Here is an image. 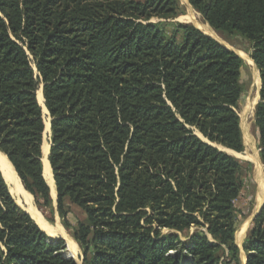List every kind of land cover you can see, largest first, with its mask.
I'll return each instance as SVG.
<instances>
[{"label": "trees", "instance_id": "16d2710c", "mask_svg": "<svg viewBox=\"0 0 264 264\" xmlns=\"http://www.w3.org/2000/svg\"><path fill=\"white\" fill-rule=\"evenodd\" d=\"M188 1L215 32L249 45L240 49L260 71L264 164V0ZM183 9L0 0V151L27 195L51 206L42 87L58 210L65 224L67 204L84 214L72 232L83 264H241L235 202L253 165L217 145L245 151L247 65L193 25L167 29ZM243 247L247 264H264V208ZM65 251L17 206L0 171V264H76Z\"/></svg>", "mask_w": 264, "mask_h": 264}, {"label": "rangeland", "instance_id": "374dc122", "mask_svg": "<svg viewBox=\"0 0 264 264\" xmlns=\"http://www.w3.org/2000/svg\"><path fill=\"white\" fill-rule=\"evenodd\" d=\"M179 2L181 6L184 8L183 13L175 17L174 19H170L168 21L166 20L167 22L166 27H168L167 29L170 30L174 23L193 25L196 28H198L200 31H202L203 33L205 32L206 35H210V37L217 40L224 47L227 46L229 47V49L236 51L237 54L242 55L245 63L247 61L250 64L248 65L246 63L247 66L242 69L241 80L245 87V94H244V99L242 101V105L239 111V114L241 117L243 138H244V143H245V151L240 154L233 153L234 155L237 154V156H234L233 154L226 151L229 149L227 148H225L224 150L221 149L222 151L227 152L228 154L236 157L242 162H249V163H252L253 165L251 171L248 172L245 170L242 173V177L245 183V188L242 190L239 198L235 202L236 208L239 213L237 214L238 219H239V226H238V230L235 235V244L240 249V254H239L240 263L247 264L248 257L244 251L243 245L248 237V233L250 232V229L252 228L253 221L256 219V218L253 219L254 215L259 212L260 207L264 204V164L262 163L260 159V153H259L260 149L258 148V144H259L258 133H257V129L255 126V116H254L255 109H256L255 108L256 103L258 101V96H257L258 88L260 85V79H259L260 77H259L258 69L256 65L253 63L250 54L246 53L243 49H240V47L242 46H246V47L249 46L246 41H243L239 37L228 41L227 37L215 32L211 28V26L207 22H205L202 16L190 5L188 0H179ZM151 21L158 22L160 20L153 19ZM40 92L41 91H39V93ZM39 93H38V96H39ZM47 140L48 139L44 137L43 135V144H45ZM51 143L50 141H48V145ZM217 147L220 149L219 145H217ZM43 174H44V168H43ZM249 191H253L254 192L253 195L249 194ZM51 194L50 196L52 197L51 198L52 204L49 207L39 206L36 203L34 196L32 195L33 196L32 198L28 194L31 199L29 208H30V211L33 208L35 212L38 215H40L43 221L48 223L47 224L48 228H45V229L47 230L46 233L50 239L58 240L59 237H62L64 239L66 251H67V249H69V246L65 240V237L58 235V233L52 235V233L54 232L53 230H57L59 227H62L65 231V234H67L73 239L72 237L73 229L78 225L80 220L84 218V214L77 207L70 206V204H67L66 205L67 210H66V216H65V220L67 221V224H65L58 210V195H56V189H55V193L51 190ZM13 197H14L13 199L15 200V203L17 204V206L23 212L27 213L28 206L26 205L27 203L26 201L28 200L22 197L20 199L19 197L16 196V194L13 195ZM43 221L36 220L35 223L37 222L39 225L46 227ZM73 241L76 243L75 251L74 249L72 250L71 248L70 250L74 255L73 257L76 261V264H83L82 250L80 246L78 245V243L75 240Z\"/></svg>", "mask_w": 264, "mask_h": 264}, {"label": "bare ground", "instance_id": "6f19581e", "mask_svg": "<svg viewBox=\"0 0 264 264\" xmlns=\"http://www.w3.org/2000/svg\"><path fill=\"white\" fill-rule=\"evenodd\" d=\"M38 98H39V102H41V105L43 106L44 111L47 112V110L45 109L44 104H43L44 99H43V95L41 92L39 93ZM49 124L47 122L46 127H48ZM48 152H49V145L47 143H45V146L43 148V163H44V167H45L44 177H45L47 183L49 184L50 189L55 193V185L56 184L54 181V177L52 175L51 167L49 165L50 163H49L48 155H47ZM0 169L2 170L4 178L9 185V189H10L11 193L16 194L22 198H26L28 200V201H26L27 202L26 204L28 206H30V203H31L30 197L25 192L26 190L23 189L24 187H22L21 184L19 183L17 175H16L12 165L8 161L6 155L3 154L1 151H0ZM27 210L33 218L35 217L34 220L36 219L37 221H40V220L43 221V219L40 217V215H38L33 208L31 209V211H30V208H27ZM43 223L46 225V227H43L42 225H39L38 223L37 224L41 227V229H43L44 231H47L45 228H48V225H47L48 223H46L44 221H43ZM53 231L54 232L52 233V235L58 233V235L65 237V240L69 246V250L71 248L72 250L74 249V251H75L76 243L73 241L74 239H72L70 236L65 234V231L62 227H59L57 230H53ZM72 255H73V253H72Z\"/></svg>", "mask_w": 264, "mask_h": 264}, {"label": "crops", "instance_id": "0c3cea01", "mask_svg": "<svg viewBox=\"0 0 264 264\" xmlns=\"http://www.w3.org/2000/svg\"><path fill=\"white\" fill-rule=\"evenodd\" d=\"M227 49H229V47H227V46H225ZM229 50H231V49H229ZM231 51H233L236 55H238L239 57H241L242 59H243V57H242V55H240V54H237L236 53V51H234V50H231ZM252 59V58H251ZM244 60V59H243ZM253 61V60H252ZM254 62V61H253ZM246 63L248 64V65H250L247 61H246ZM255 64V63H254ZM258 69V68H257ZM258 73H259V77H260V72H259V70H258ZM260 79V85H259V88H258V101H257V103H256V106H257V104L260 102V89H261V78H259ZM39 91H41V89L39 90ZM39 91H38V93H39ZM38 93H37V99H38ZM41 93H42V95H43V91H41ZM44 98V97H43ZM39 100V99H38ZM39 103H41V102H39ZM44 104H45V101H44ZM45 107V109L47 110V108H46V106H44ZM256 108V107H255ZM42 111H43V117H44V119H45V135H44V137H46L48 140H47V144H48V141H50V143H51V123H50V116H49V112H48V110H47V112L46 111H44V109H43V106H42ZM239 116H240V114H239ZM255 116V115H254ZM240 119H241V117H240ZM46 120H47V122H48V124H49V126L48 127H46ZM241 129H242V125H241ZM47 130V131H46ZM245 144V143H244ZM44 146H45V144H43V146H42V163H43V148H44ZM50 150H51V147H50V144H49V152H48V160H49V155H50ZM232 151V150H231ZM234 152V151H233ZM235 153H237V152H235ZM259 153H260V151H259ZM238 154V153H237ZM237 154L235 155V156H237ZM240 154V153H239ZM51 167V166H50ZM43 168H44V171H45V167H44V163H43ZM53 172V171H52ZM54 176V175H53ZM45 178V177H44ZM46 180V179H45ZM46 183H47V181H46ZM47 185H48V187H49V189H50V186H49V184L47 183ZM55 187H56V185H55ZM56 189V188H55ZM50 194H51V189H50ZM56 195H57V190H56ZM52 198V197H51ZM254 218V217H253Z\"/></svg>", "mask_w": 264, "mask_h": 264}, {"label": "water", "instance_id": "95a60500", "mask_svg": "<svg viewBox=\"0 0 264 264\" xmlns=\"http://www.w3.org/2000/svg\"><path fill=\"white\" fill-rule=\"evenodd\" d=\"M205 33V32H204ZM206 34V33H205ZM208 36H210V35H208ZM260 72V71H259ZM41 91H42V87H41ZM40 105H41V103H39ZM44 106H45V104H44ZM41 107H42V105H41ZM50 123H51V119H50ZM44 135H45V133H44ZM50 147H52V143L50 144ZM220 149H225L224 147H222V146H220ZM226 151H228L229 153H231V154H233V153H235V152H233V151H231V150H226ZM234 155V154H233ZM235 156V155H234ZM0 171H1V173H2V170L0 169ZM2 176L4 177V175H3V173H2ZM5 179V178H4ZM6 181V180H5ZM7 183V182H6ZM7 185H8V183H7ZM8 187H9V185H8ZM25 189V188H24ZM10 191V190H9ZM10 194L12 195V197H13V195H15V194H13V193H11V191H10ZM17 197H19L20 199H21V197L20 196H18V195H16ZM14 198V197H13ZM27 205V204H26ZM28 206V205H27ZM28 208H29V206H28ZM263 208H264V204L260 207V209H259V212L257 213V214H255L254 215V218L253 219H255V218H257V216H259L260 214H261V212H262V210H263ZM25 211V210H24ZM28 214H30L29 212H27ZM31 216V215H30ZM32 217V216H31ZM32 219L34 220V218L32 217ZM37 224V223H36ZM38 225V224H37ZM38 227L41 229V227L38 225ZM43 232H45L46 233V231H44L43 229H41ZM47 234V233H46ZM56 238V237H55ZM59 239H63L62 237H59ZM64 240V239H63ZM66 255H68V256H71L73 259H74V257H73V255H72V253H71V251L69 250V249H67V251H66ZM75 260V259H74ZM76 262V261H75Z\"/></svg>", "mask_w": 264, "mask_h": 264}]
</instances>
